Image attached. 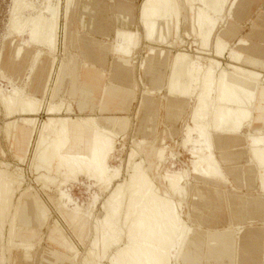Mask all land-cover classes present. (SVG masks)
I'll return each mask as SVG.
<instances>
[{
  "label": "bare ground",
  "instance_id": "1",
  "mask_svg": "<svg viewBox=\"0 0 264 264\" xmlns=\"http://www.w3.org/2000/svg\"><path fill=\"white\" fill-rule=\"evenodd\" d=\"M36 2L13 0L8 34L28 36L17 44L14 57L2 58L0 51V154L7 153L2 143L8 142L17 158L0 159V264L11 263L8 251L11 256L13 247H23L25 254L34 249L33 237H39L34 230L46 224L55 245L48 250L56 262L71 254L74 264H260L264 0H142L138 25L131 6L119 3L108 9L124 19L113 24L109 46L102 30L109 25L107 18L93 24L70 20L74 0ZM256 14L259 19L253 22ZM64 32L73 37L77 52L62 63L58 82L47 87V66L35 76L32 72L44 48L53 53L64 43L70 45L68 36L63 42ZM31 45H39L32 59L14 60ZM158 45L159 55H168L145 65L140 53L145 48L154 53ZM110 51L114 61L109 77ZM56 59H51L52 67ZM131 63H136L135 70ZM27 68L23 82L13 81L9 88L1 84L5 77L12 83V76ZM133 81L148 96L132 106L127 90ZM158 92V100L153 99ZM142 105L145 111L137 124L145 128L138 129L135 119ZM130 117L131 141L126 144L117 137ZM174 122L179 144L189 152V164L181 167L168 159L176 156L173 146L157 143L163 125ZM138 131L141 135L135 138ZM243 156L245 164L229 167ZM167 160L169 167L164 166ZM29 170L37 174L25 183ZM150 170L158 173L152 176ZM228 174L234 186L259 188L258 193L224 190ZM78 175L92 180L85 202L64 189ZM192 177L203 183L194 190L199 214L183 209ZM52 186L56 194L49 192ZM52 216L54 223L49 222ZM247 217L261 223L244 240L240 237L238 248ZM79 242L87 245L84 250Z\"/></svg>",
  "mask_w": 264,
  "mask_h": 264
},
{
  "label": "rangeland",
  "instance_id": "2",
  "mask_svg": "<svg viewBox=\"0 0 264 264\" xmlns=\"http://www.w3.org/2000/svg\"><path fill=\"white\" fill-rule=\"evenodd\" d=\"M39 0H37V2H38ZM125 0H74V2H73V6H72V9H71V13H70V17H68L70 20H79V22H80V20H84V22H86V23H88V22H90V23H96V21L97 20H101V18H107V19H105V21H107L108 22V24L109 25H107L105 28H103L102 30L104 31V37H105V44H106V46H109L110 45V43L113 41V33H114V27H113V24H119L118 22H119V20H124L123 19V17H117V19L115 18V16H112V13L108 10V9H110V7H112V6H114V5H117V4H119V3H123V4H125L126 3V5L128 4V5H130L131 6V9H133L132 10V13H133V16H132V20H136L137 21V24L136 25H138V19L136 18V15H138V13L137 12H139V6H140V3H141V1L142 0H126V2H124ZM36 2V3H37ZM130 2V3H129ZM135 2V3H134ZM96 4H99L100 5V8H96ZM76 5V6H75ZM136 7V8H135ZM106 9V10H105ZM12 10H13V0H0V51H2L1 52V57L2 58H6V56L7 55H9V54H11L13 57H14V49H15V47L17 46V44H19L20 42H22L23 41V38H26L27 36H28V34L27 33H25L23 36L21 35V36H19V35H16V34H14V33H9L8 34V25H9V21H10V17H11V14H12ZM29 10H26V12H28ZM127 14H128V16H129V13L128 12H126ZM257 16V14L256 15H254V17H253V22H255L256 20H258L259 18H258V16ZM74 17V18H73ZM256 17V18H255ZM61 19L62 20H64L65 19V17L64 16H62L61 17ZM173 20V19H172ZM69 23H72V22H69ZM135 24V23H134ZM171 25L172 26H174L172 23H171ZM70 29V28H69ZM249 26L248 27H246V29H245V31L243 32V33H246V32H248L249 31ZM243 30V29H242ZM242 32V31H241ZM66 32H64L62 35H63V42L65 41V40H67V38H66V36H68V38H69V40H70V45H67V44H63V46H62V50L60 51V49H61V47L58 49V50H56V52H51L50 53V51L49 50H46L45 48H44V51H43V53H41L39 56H38V58H37V65H36V68H35V70H33V72H32V76L34 75L35 76V74L36 73H38L37 71H39L40 70V68H42V67H44V66H47V68H48V70H47V73L45 74V77H44V79H43V81H45L46 80V75H48V73L50 74L49 76V79H50V81L48 82V84H47V87L48 86H50V85H52V84H54L53 83V80H55V81H57L58 82V80H59V78H60V74H61V68H62V63L63 62H66L67 61V57H69V55L70 54H72V52H77V45L75 44V43H72V41H73V37L71 36V34H65ZM27 34V35H26ZM242 34V33H241ZM4 35H7V37L5 36V38H4ZM237 37H235V39H236ZM188 39V38H187ZM239 39H241V38H239ZM18 40V41H17ZM3 42H4V44H3ZM60 42H61V37H60ZM249 42V41H248ZM251 42V41H250ZM61 45V44H60ZM163 45H165V44H163ZM162 45H158V49H156V51H154V53H151V54H149V51H148V49H146L145 48V51H143V53H140V56L141 57H143L144 58V61H145V65H147V64H149V60H151V59H154L155 57H157V56H159V57H161L162 59H163V57L165 56V54L166 55H168L166 52H163L162 54H164V56L163 55H159V49L160 48H162L161 47ZM39 47V45H31V46H25L24 47V50L22 51V53H21V55H20V57H16V58H14V60H27V59H29V58H31L32 59V53H33V49H37ZM65 47V50L63 49ZM71 47V48H70ZM12 48V49H11ZM67 48V49H66ZM71 51H70V50ZM69 50V51H68ZM137 50H138V48H137ZM136 50V51H137ZM46 52V53H45ZM60 52V53H59ZM3 53V54H2ZM147 53V54H146ZM154 57H153V56ZM22 56V57H21ZM53 56H56V62L53 64V67H52V64H51V59L53 58ZM135 56H137V54L135 55ZM148 56L150 57L149 59H147L148 58ZM58 58H60V60H58ZM112 58H114V55H113V52H111L110 51V53H109V56H108V60H107V64H108V70H107V72H106V75H109V77H110V73H111V70L110 69H112V67H111V65H113L112 63H113V59ZM64 60V61H61V60ZM146 60H147V62H146ZM43 63V64H42ZM61 63V64H60ZM111 63V64H110ZM51 64V65H50ZM60 64V65H59ZM132 64V66H133V63H131ZM50 66H51V68H52V71H51V73L49 72V69H51L50 68ZM55 66V67H54ZM135 66H136V63L134 64V66H133V70H135ZM148 66V65H147ZM146 66V67H147ZM160 66H161V64H160ZM57 67H59V68H57ZM145 67V68H146ZM54 69V70H53ZM55 69H57V70H55ZM59 70V71H58ZM57 71H58V74H57ZM28 72V68L26 69V70H24V72L23 73H21V74H19V75H14V76H12V80H10V81H12V83L11 82H8L9 81V79L8 78H3L2 80H1V84L2 85H4L5 87H7L8 86V88L13 84V81L14 82H17V83H20V82H23V78L26 76V73ZM35 72V74H33ZM60 72V73H59ZM31 76V77H32ZM58 76V77H57ZM52 77V78H51ZM57 77V78H56ZM0 79H1V76H0ZM7 81V82H6ZM57 82H55V85H56V83ZM10 85H9V84ZM58 84V83H57ZM44 85V84H43ZM62 86H65L64 85V83L62 84ZM142 88L144 89V86H141V84L140 85H138L136 82H134L133 81V83H132V85H131V88L129 87L128 88V90H127V93H128V95H129V97L131 98L130 99V101H131V105L133 106V104H136V102L138 101V99L137 98H139V97H141V99H143V98H145L146 96H148V94L146 93V92H144V91H142L141 92V90H142ZM161 93L162 92H158V94L156 93V94H154L153 96H154V98L153 99H157L156 97L157 96H159V95H161ZM142 94V95H141ZM144 94V95H143ZM131 95V96H130ZM144 96V97H143ZM50 100H52V96L50 97ZM145 100V99H144ZM158 100V99H157ZM48 102V99H46V102H45V100H44V104H46ZM50 102V101H49ZM136 106V105H135ZM142 107V108H141ZM138 110H139V112H138ZM137 110V116L138 117H136V119H135V123H136V126H137V128L138 129H140V128H145V125H142V124H137V119H140V117H141V115H142V113L145 111V106L144 105H142V106H140L139 107V109ZM141 111V112H140ZM184 112V111H183ZM128 113H131V112H128ZM129 119V125H128V128L127 129H125V131H123L121 134H119V136L117 137V139L118 140H120L121 142H123V143H128V142H130L131 141V139H130V133H129V127H130V121L132 120V117H130V118H128ZM178 119V118H177ZM177 119H175V122H176V120ZM175 122L174 123H168L169 125H163L164 127H165V129H164V127H163V129L166 131H164V134L162 135V137H161V139L160 140H158L157 141V143H160V141H161V143L162 142H164V141H166V142H164V143H167L168 142V144H167V146H173V149H174V151L176 152V156H174L173 155V157H172V155L170 154L169 156H170V158L172 157V158H175V159H173V160H171L170 158H168L169 159V161L171 162H173V163H175V165L176 166H178V167H181V166H185L188 162H189V152H188V149H187V147H183L182 145H180L179 144V141H181V135L180 134H178V132H176V128H175V130H174V126H176V125H174L175 124ZM161 127V128H162ZM172 130V131H171ZM159 133H162V132H159ZM125 135V136H124ZM140 135L141 134H139V131H138V135H136V134H134V136H135V138H137V137H140ZM165 135V136H164ZM167 139V140H166ZM179 139V140H178ZM137 140L138 139H136V141L134 142V143H132L131 142V144H137ZM164 140V141H163ZM175 142H177L176 144H175ZM2 144H4L5 145V147H6V154H0V159H2V158H4V159H7V160H12V161H15V162H17V158H15L13 155H12V153L8 150V142H3ZM176 145V146H175ZM140 148H141V146H140ZM240 148V147H239ZM183 149V150H182ZM240 151V150H237V148H233L232 149V151ZM172 151V150H171ZM220 153V152H219ZM180 154V155H179ZM218 156H219V154H218ZM168 160L166 161L167 163H169V165L165 162V164H164V166H166V167H169L170 166V162H169ZM117 162V161H116ZM178 163V164H177ZM242 163V161H241V159H240V162H238V161H235V162H233L232 164L230 163V165H229V167H232V169H233V167L234 168H236V167H238V166H240V164ZM180 164V165H179ZM189 164V163H188ZM25 167H28L27 165H24ZM165 168V167H164ZM27 169V168H26ZM241 169H242V167H241ZM248 168H246V169H244L243 171H245V170H247ZM150 172L152 173V176L155 174H157L158 173V171L156 170L155 172H154V170H150ZM154 173V174H153ZM241 173H242V171L240 170V168H239V172L237 173V175L239 176H241ZM37 173L36 172H31L30 170H29V173L27 172V179H26V182L25 183H27V182H30L31 180L30 179H32L35 175H36ZM79 177H72V179L70 178L68 181H66L67 183H65L67 186H65L64 185V189H66V190H68L70 193H71V195H72V197L73 198H78V199H80V201L82 200V202L84 201L85 202V200L87 201L88 199H89V197H90V192H88L89 190H90V188L91 187H88V184H90V182H92V180H90V179H88L87 177H85V176H83V175H78ZM231 177V178H230ZM85 180H84V179ZM195 178V177H194ZM193 177H192V182H191V184L188 186L189 188H191L189 191H190V194H189V196L185 199V205H186V207L184 206L183 207V209H185V208H187V210H193V214H196V213H198L199 214V211L196 209L195 210V206H194V204L195 203H197L200 199H199V197H197V196H195L194 195V190L195 189H198L199 187H202V185H203V183H199L200 181L199 180H197L196 178L194 179ZM30 180V181H29ZM155 180L157 181V182H159L160 180H159V178H157V177H155ZM228 182L226 181V187L225 188H223L224 190H230L231 191V189L233 190V192H238V191H241V192H243V191H248L249 190V192H250V194H257L258 193V189L259 188H253V187H249L250 189H248L247 190V187H245L244 189H242V186H241V184H239V187H236V186H234L236 183H235V181H234V179H233V177L232 176H230L229 174H228ZM71 181V182H70ZM75 182H76V184H75ZM248 182V181H247ZM247 182H244V183H247ZM160 183V182H159ZM197 183V184H196ZM235 183V184H234ZM238 183H241V181L240 182H238ZM73 184V185H72ZM196 184V185H195ZM199 184V185H198ZM81 185V186H80ZM231 185V186H230ZM191 186V187H190ZM232 186H234V187H232ZM52 191H49L50 189H47L46 188V191H49V192H52V193H54V194H56L57 193V189H56V186H52ZM87 188V189H86ZM226 188H228V189H226ZM89 189V190H88ZM222 189V188H221ZM260 191V190H259ZM40 192L44 195V189H42V190H40ZM88 192V193H87ZM260 193H262V191H260ZM89 196V197H88ZM193 202H195V203H193ZM232 204V203H231ZM33 207V205L31 204L30 205V212L32 211L31 210V208ZM230 209V205H229V208H228V210ZM228 213H230L229 211H228ZM55 216H58L57 214H54ZM60 216V215H59ZM35 220V221H34ZM33 220V222H34V226H38L37 224H38V220H36V219H34ZM251 220V223L249 222ZM255 221H253L252 219H249L248 217L244 220V229L242 230V231H240V235L238 234V248H239V246H240V241H243L244 240V236L246 235L245 233H247L250 229H252V228H255L254 227V225H257V222H259V223H261L260 222V220L259 221H257L256 219H254ZM53 221V216H52V219L50 218V220H49V222H52ZM252 221L254 222L253 224H252ZM36 222V223H35ZM52 223H54V222H52ZM72 223V222H71ZM82 222L81 221H78L76 224L78 225V224H81ZM74 226H76L75 224H74ZM39 228H41V229H37V230H34V231H37L38 233H39V237H33V238H36V241H35V248L34 249H32V250H30V252L28 253V254H30V257H32V259H30V257L28 256V254H25V252H24V248L23 247H18V248H16V247H13V249L12 250H10L12 253H11V256H9V251H8V257H10V259H12V261H11V263L10 264H48L49 262H50V264H54V262H55V264H74V262L72 261L73 260V258L72 257H70L71 256V254L70 255H68L69 257L67 258H65L64 260H57V262H56V260H53L51 257V251H49L48 249H50V247H53V246H55V245H53L52 244V242L50 241V239H49V225H45V226H42V227H39ZM45 234H47V235H45ZM242 234H244V235H242ZM45 236V237H44ZM240 237H243L242 239L240 238ZM8 238V237H7ZM17 238H19V237H17ZM46 238V239H45ZM41 239V240H40ZM43 239H44V241H43ZM39 241V242H38ZM43 241V242H42ZM261 242H264V235H261L260 236V243ZM40 243V244H39ZM38 244V245H37ZM44 246H45V248H44ZM78 246L81 248V246H82V249L84 250V248H86V246L87 245H81V243L79 242L78 243ZM84 246V247H83ZM263 246V245H262ZM44 248V250H42ZM51 250V249H50ZM43 251V252H42ZM39 252V253H38ZM41 252V253H40ZM51 252V253H50ZM38 253V254H37ZM42 254V255H41ZM211 254H212V251H211ZM24 255L26 256V257H29V259L28 260H30L29 262H28V260H27V258H25L27 261H25V259H24ZM37 256V258L39 259V261L37 260V258H36V256ZM39 255L41 256V257H39ZM50 255V256H49ZM43 256V257H42ZM41 258V259H40ZM259 258H260V260H259V262H260V264H263L264 263V252H262V254L260 253V255H259ZM14 259V260H13ZM46 259H48V260H46ZM53 261H52V260ZM70 259H72L71 261H70ZM32 260V261H31ZM52 261V263H51V261ZM47 261H48V263H47ZM38 262V263H37ZM205 263H208V261H205ZM7 264H9V262H7Z\"/></svg>",
  "mask_w": 264,
  "mask_h": 264
},
{
  "label": "crops",
  "instance_id": "3",
  "mask_svg": "<svg viewBox=\"0 0 264 264\" xmlns=\"http://www.w3.org/2000/svg\"><path fill=\"white\" fill-rule=\"evenodd\" d=\"M102 36H99V38H101ZM246 156V155H245ZM245 156H243V163L245 164Z\"/></svg>",
  "mask_w": 264,
  "mask_h": 264
}]
</instances>
